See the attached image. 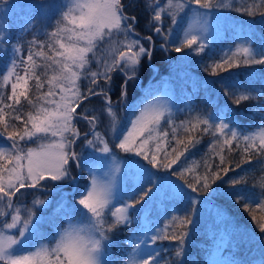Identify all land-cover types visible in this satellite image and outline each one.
Here are the masks:
<instances>
[{
  "label": "rangeland",
  "instance_id": "obj_1",
  "mask_svg": "<svg viewBox=\"0 0 264 264\" xmlns=\"http://www.w3.org/2000/svg\"><path fill=\"white\" fill-rule=\"evenodd\" d=\"M78 2L84 3L85 0H3L2 3L6 5H1L0 7V36L3 37V39L0 40V58L5 54L3 53V49L7 45L13 31H18L21 34H25L29 31H36V34L39 35V37L36 38L40 39V37H46L56 47L53 54L46 55L50 60V69L52 72L48 91L49 88H51L53 95L49 96L47 92L42 96L35 116L41 109H47L48 111L57 110V105L65 102L70 103L72 107L76 108V111L72 113V125L78 132V136L72 137L70 132L65 133V136L75 139V143L71 145V151H74L78 157L76 161H70V181L45 180L41 181V185H43L42 188L47 186L61 187L64 185L66 187V183L69 185V183L73 181L72 178H74L75 169L78 170L79 175L83 174V187L75 181L76 184L73 186L72 190L68 192L60 190L58 194L50 191L41 193L40 190L34 191L33 189L25 188L21 190L24 195L20 196L19 203L16 202V197H13L14 206L20 209L22 219L27 215V209L33 211V221L35 225L34 227L30 225V228L33 230L32 235L29 237V241L24 245H14L13 248L17 250V254L29 255L30 253L36 252L41 245L54 247L55 245L49 246V244L52 242L55 235H58L59 239L60 233L69 226V222L77 226L92 224L95 218L91 216V213H89L87 209L79 205L78 200L83 198V196L87 194V191L91 190L93 180L98 183L111 182L113 185V200L106 205L104 209V220L106 221L104 228L106 231V225H108L107 222L109 219L117 221V217H127L126 220L121 219L119 224L134 226L132 233L134 249L132 257L129 260L130 264V261L134 258H138L139 256L147 257L148 252L158 251V247L155 245L156 242L153 243L150 237L160 230L167 229L165 226L172 223L173 215L179 214L182 203L188 205L190 209H195L196 214H206L211 219H214L216 223H219V220L224 218L225 214L218 209L217 206L208 202H204L200 205L199 203H191L180 191L182 188L183 192L189 193L184 188L182 182L174 180L171 177L172 174L170 170L174 165L170 169H164L161 166L154 168L142 155L137 156L135 151H125L119 148L118 144L123 140L124 136H127L128 131L131 130L133 121L139 118L142 122H147L153 117L155 110H164L165 116L161 119L160 126L156 127V130L151 133L154 138L148 139L149 133L145 132L131 145V147L135 149L142 141L148 139V143L144 150L148 152L149 159L152 154L157 153V145H161L162 147L158 152V158L160 159V156L165 150L167 141V138L163 136L161 125L164 120L168 119L169 115L172 117L175 114L174 111L177 105V95L175 91L178 90L180 92V89L183 90L191 78L186 67L195 59L201 58L205 50H212L216 44L224 40L229 44L225 49V53H235L237 47L241 46L253 47L249 36L244 34L246 26L250 24L232 19L226 13L233 3V0H213L214 4L218 2L225 6L220 8L200 9V12L209 13L205 18L206 30L200 32L198 35V44L201 40L205 41L207 45L206 49L203 52L194 51L198 47L197 44L193 45L192 49L185 47L181 52L177 53L174 51V47L185 38V33L190 30V25H193L196 19L193 9H196L197 5L194 2L187 3L186 0H172L173 3L185 2L184 9L175 17V23H173V17L168 11L161 12V21L157 22L154 19V10L160 11L161 8L167 10L168 0H146L142 1L143 3L139 0H131L128 5V0H121L123 16L128 18L127 23L132 29L131 32L122 33L113 29L112 37L105 35L97 39L93 51L88 53L89 63L86 65V69H91L92 71L96 69L98 72L97 77L104 78L103 73L105 67L111 65L114 59H119L120 52H127L126 44L128 40H136L139 42L134 51H138V47L142 45L146 49H150L152 53H157L160 57L158 63H152L146 56L142 57L137 65L138 71L131 80H127L129 72L124 69V60L119 61V65L115 70L108 72V76L110 77L109 83H112L115 79L118 81L122 80V85L120 87L121 94L122 89L125 87V81L127 80L126 95L122 96L121 100H113L111 98V91H109L110 89L105 90L107 91L108 97L111 99L112 112L115 114L114 128L113 117L108 115L105 99H95L90 102L82 103L86 98L85 95L90 94L88 88L89 85H91V76L86 70H78L80 71V79L76 81L75 86L68 80L52 79V77L57 76L60 71L59 66L54 63V61L63 62V57L57 56L55 53L63 51V49H60L59 43L51 36V33L57 32L59 24L60 28L71 30H64L59 33L60 42L66 45L77 43L75 37H73L72 40H69L68 37L74 32H79L80 29L76 28L74 24L69 23L68 20H64V16L65 14H69L70 20L78 18L80 11L75 7ZM87 2H94V0H87ZM136 4L140 6V11L138 9L136 10ZM39 5H43V7H39ZM70 8L73 9L71 13H69ZM137 12L140 14H136ZM145 14L149 15V20L154 21V25L162 27V32L167 33L169 29H171L172 35L165 40L164 36L154 31V28L151 34H154L153 37L144 35L143 32H146L147 29L142 26L148 21L144 16ZM133 15L135 20L131 19ZM124 24L125 21L122 20V28ZM137 26L141 34L137 31ZM149 30H151L150 27ZM105 32H107V29H105ZM148 37L155 40L154 45ZM245 37L248 38V45L245 44ZM52 43H50V45H52ZM79 43L83 45V41H79ZM145 63L151 64L152 66L151 71H146L147 74L143 76V74L141 75V71L145 69ZM192 79V84L199 87V78L197 76H192ZM61 85L65 89L64 92H61ZM77 89L80 93L79 98L74 96ZM99 91L101 92L102 90ZM141 93L146 96L143 100V105L140 106L139 114L132 119L131 124L128 126V130L122 132L123 127H126V118L129 114L130 106ZM61 97H65L66 99L62 101ZM40 115L42 116L43 113L40 112ZM85 115H87L89 119L93 116L96 117L95 125L90 124L89 119H84L83 117ZM83 120L87 121L85 131H81L80 128L81 121L83 123ZM212 120L217 124L222 121L228 122L230 127V119L224 115L213 114ZM149 127L154 126L150 124ZM29 130H32L31 123ZM118 133L119 137L117 138ZM79 138H81V140ZM58 140L59 137H52L50 134L45 133H37L31 138L26 136L23 141H20L19 138L17 139L19 147L25 149V151L28 148L39 150L41 145L56 143ZM89 140L94 141L91 146L88 144ZM105 143L109 147L108 152L103 151ZM0 146L11 148L12 141L8 139V134H0ZM21 163L26 164L27 162L25 160ZM5 164L9 169L13 167V164L7 163L6 156L0 158V165ZM189 169H191L190 166ZM146 170L147 173L151 174L150 179L146 174ZM164 174L166 175L162 176ZM3 175L5 180H7V170L3 172ZM83 188L84 192L79 196H75L77 192H82ZM150 188L153 189V191L145 196L144 194L148 192ZM30 190H33L31 192H34V194L26 193ZM129 193H136L139 196H144V199L140 204H136L135 207L127 208V205L134 203V200L128 198ZM6 199L7 198H5V200ZM37 199L44 200L45 204L35 205L33 202ZM116 208H127V211L112 216L111 213L114 212ZM0 212L4 213V215L1 216L4 218L0 221L6 220L8 223L11 222V215L15 214L14 209L7 207L6 204H0ZM2 230L5 234H17V229L9 230L3 228ZM136 244H139L140 247L136 248ZM109 246V239H104L102 241V253L100 255L102 264L108 257ZM219 254L220 251L218 250L215 258L217 264L220 262ZM147 258L149 259V264H152V258ZM157 259L159 260V257ZM216 261H214L215 264Z\"/></svg>",
  "mask_w": 264,
  "mask_h": 264
},
{
  "label": "snow or ice",
  "instance_id": "obj_2",
  "mask_svg": "<svg viewBox=\"0 0 264 264\" xmlns=\"http://www.w3.org/2000/svg\"><path fill=\"white\" fill-rule=\"evenodd\" d=\"M187 3H195L197 5L196 9H193L195 13V22L190 25V30L185 33V38L179 42L177 46L174 47V51L177 53L181 52L183 48L192 49L193 45L198 44V35L200 32L206 30L205 18L209 15L208 12H200V9H211L213 7L220 8L224 7L220 3H213V0H186ZM43 7V5H39ZM75 7L79 9L80 15L78 18L69 19V14H65L64 20H68L69 23L75 25L76 28L80 29L79 32H74L68 37L72 40L75 37L77 43L64 44L60 42L59 33L61 31L70 29H62L57 27V32L51 33V36L59 43L60 49L63 51L56 52L57 56L63 57V62L54 61L59 66V74L53 76V80H68L73 86L78 79H80V71L86 70L91 76L90 84H97V71H92L91 69H86L88 65V53L93 51L96 46L95 41L103 36L107 35L109 37L113 36V29L118 32L130 33L131 27L128 25V18L123 16L121 0H94V2L76 3ZM185 7V2L173 3L172 0H168V9L165 10L161 8L160 11L154 10V19L159 22L162 20L161 12L168 11L173 17V23H175V17L182 11ZM236 11H241L240 8H236ZM73 11L72 8L69 9V13ZM243 11L248 15H253V12L248 8H244ZM264 15V13H261ZM135 20V17L131 18ZM125 21L124 27H121V22ZM154 31L157 34L164 36L167 40L172 35V30L169 29L167 33L162 32L161 26L152 25ZM107 29V32H105ZM3 37L0 36V40ZM151 41V37H148ZM245 44L248 45V38L245 37ZM83 41V45L79 43ZM32 41L31 44H35ZM138 41L128 40L126 44L127 52H120L119 59H114L111 65L105 67L103 76L106 81H110L108 72L115 70L120 60H124V69L129 72L127 75V80H131L136 75L138 68L137 65L140 59L146 56L151 60L152 51L146 49L144 46L140 45L138 51L134 49L138 46ZM206 42L201 40L198 47L194 51L203 52L206 49ZM43 47V45H41ZM51 47V46H50ZM13 51L16 54L21 52V49L17 46H13ZM37 55L43 56L44 53L40 52ZM187 55V54H186ZM240 55L243 57L242 60H237L235 57ZM24 64H29V62L34 65L33 55L31 48L29 49V54L27 55V60L22 61ZM245 65H264V48L256 49L251 46H241L237 47L235 53L224 54L219 61H213L211 65H205V71L211 68V75H218L217 69L228 71L233 66L239 67L240 64ZM17 68L16 60L11 62V68L8 69L7 74L3 75L2 79L7 83L13 75L16 76L15 82L11 84V96L8 99H14L16 103H19L20 96L25 95L24 89L27 88L28 80L20 76L19 73L15 72ZM26 73L30 71V68L25 69ZM34 75V73H33ZM222 78L219 82L226 88L229 86L224 84ZM122 89V96L126 95V84ZM21 81L23 83L21 84ZM37 83L39 84V77H37ZM21 88L19 95H17V88ZM65 89L61 85V92ZM88 92L92 95L103 94L106 101V108L108 115L113 117V127L115 128V114L112 112L111 99L107 95V91L102 90V93L94 92L92 88H88ZM227 95L234 98V102L239 104L241 101H246L250 97L247 94L235 95L231 91L226 92ZM47 95H53L52 89L49 88ZM261 95H264L262 93ZM74 96L79 98V90L74 93ZM66 98L61 97L64 101ZM5 107H11V105H5ZM76 111L75 107H72L70 103H62L57 105V110L48 111L47 109H41L35 117L31 114L28 116V122L31 123V129L28 130L25 127L23 134L19 132H12L8 135V139L12 141L11 148H6L0 146V158L7 157V163L13 164L12 168H7V165H0V204H6L7 207L13 208L15 214L11 215V222L8 223L6 220L0 221V264H96V254L98 249L102 245V241L106 239V231L104 228V209L113 200V185L111 182L98 183L93 180L92 188L87 191V194L83 198L78 200L79 205H82L84 209H87L91 216L94 217V222L90 225L77 226L69 222V226L60 233L59 239L56 240L54 247H48L46 245H41V247L29 255L17 254V250L13 248L14 245L20 246L26 244L29 241V237L32 235V228L34 221V213L31 209H27V215L22 219V214L18 207L14 206L13 197H16V202L19 203L20 196L24 193L22 189H37L42 188L41 181L53 180V181H70L71 177V166L70 161H76L78 159L77 154L71 151V145L75 143V139L65 136V133H71L72 137H77L78 132L72 125V113ZM165 116L164 110H155L153 117L147 122H142L141 119H137L132 122V128L128 131L127 136H124L118 144V147L125 151H135L137 156H143L145 160H148L152 167L161 166L164 169H170L173 165H176L184 153L187 151L188 146L193 143V138L188 137L187 143L184 139H176V147L171 149V153H164V160L161 161L158 158V152L161 149V145H157V153L151 155L149 159V154L145 151V146L148 143V139H153L151 135L152 132L156 130V127L160 126L161 119ZM17 120L20 119L19 116L15 117ZM84 119H89L87 115L83 117ZM96 117H91L89 123L95 125ZM4 122V109L0 108V123ZM169 124L172 123L171 115L168 116ZM154 127H149V125ZM200 125H204L202 131L204 133H211L213 137L219 136L216 143L220 146V152L224 150V146L227 145L229 151H231V146L233 140L239 142L238 132L229 127V123L222 121L220 123H215L209 119L196 118L193 123L191 120L182 123L179 126H172V135L175 138L176 133L179 128H182L184 132L189 133L199 129ZM9 125H5V131L7 132ZM145 132L149 133L148 139L142 141V143L133 149L131 145L135 140L142 136ZM37 133L50 134L52 137H59L58 142L49 143L47 145H41L39 150L28 148L26 151L20 148L18 145L17 137L20 141H23L25 137H33ZM163 136L166 138L168 132L164 131ZM119 133L117 134V138ZM244 141L246 142V147L244 152H248L253 148H258L261 152H264V131H261L253 136H244ZM94 141L89 140L88 144L91 146ZM180 145H184L183 150H180ZM238 146V145H237ZM215 147V145H214ZM104 152L109 151L108 145L105 143L103 148ZM174 154V155H173ZM26 160V164L21 163ZM14 162V163H13ZM220 163H225V156L220 155ZM7 170L8 178L5 180L3 172ZM229 169L228 167L219 168L216 171H211L205 173L203 176H196L193 182L185 181L188 188L191 189L192 193H199L201 188L203 190H208L212 187L217 180H222L221 172L227 175ZM149 179L151 174L147 173ZM180 177L183 178L184 173L181 171L179 173ZM27 182V183H26ZM241 179H233L230 181H225V183H230L232 186L241 183ZM264 187V183L261 184ZM153 189H149L144 195H148ZM182 194L189 199L193 204H203V201H199L196 197H192L189 193L183 192ZM19 194V195H18ZM229 196L235 199L237 204H244V210L249 211L250 206L253 203H257L261 208H264V201L257 200L253 197L244 195L240 192H230ZM264 196V193L261 194ZM5 198H7L5 200ZM129 199L134 200V203L127 205V208L135 207L136 204H140L144 199V196H139L136 193H129ZM35 205L45 204L44 200L37 199L33 202ZM127 208L121 209L116 208L112 212V216H116L117 213H124ZM194 209H190L187 214L182 218L178 215L172 216V223L166 225L165 228H172L171 232L160 230L158 233H154L150 239L153 243L157 240H173L176 241V248L174 249L176 261L172 264H184L183 260L180 259L184 255V245L186 237L188 236L187 226L192 223L190 215ZM4 213L0 212V216ZM121 219H127V217H117V222ZM255 220V216H253ZM115 225H109L107 231H111L112 227ZM7 229H17V234H5L2 230ZM260 231L264 232V224L260 225ZM140 245L136 244V248ZM147 257L152 258V264H159V252H148ZM146 256H139L130 261V264H149V259Z\"/></svg>",
  "mask_w": 264,
  "mask_h": 264
},
{
  "label": "trees",
  "instance_id": "obj_3",
  "mask_svg": "<svg viewBox=\"0 0 264 264\" xmlns=\"http://www.w3.org/2000/svg\"><path fill=\"white\" fill-rule=\"evenodd\" d=\"M139 1L143 3L142 1L146 0ZM2 2L3 0H0V7L6 5ZM130 2L131 0H128L127 5ZM139 8L140 6H137L136 10H139ZM236 8H240L241 11H236ZM244 8L251 10L253 15L246 14L243 11ZM226 13L232 19L249 23L250 25L246 26L244 34L249 36L251 45L254 48H264V15L261 14L264 13V0H233ZM136 14L139 15L140 13L137 12ZM144 16L148 21L142 26L147 29L143 33L153 37L154 34H151L154 21L149 20V15L145 14ZM149 27L151 30H149ZM138 28L137 26V31L141 34ZM36 37H39L36 31H29L25 34L13 31L3 49L5 54L0 58V108L4 109V122L0 123L1 135H9L12 132L23 134L25 127L29 130L28 116L30 114L33 117L35 116L40 99L48 92L52 72L50 60L46 55L53 54L56 47L46 37H40V39ZM32 41L36 43L31 44ZM13 46L19 47L21 53H14ZM228 46L229 44L224 40L216 44L212 50H205L201 58L195 59L186 67L191 78L183 90L180 89V92L175 91L177 105L174 111L175 114L172 116V123L169 124L167 119L161 125L163 132H168L165 150L160 156L161 161L164 160L165 152L171 153V149L176 147V139H184L187 143L189 136L193 138V143L188 146L184 156L171 168V177L174 180L181 181L190 195L196 197L199 201L217 206L225 214V217L221 218L219 223H216L214 219L206 214H196L195 209L192 211L190 215L192 223L187 226L189 234L185 240L184 255L180 258L184 264H215L218 250L220 251V262L218 264H264V232L260 231V225L264 224V208H261L257 203H253L249 211H245L243 203L237 204L235 199L228 195L230 192H240L264 201V196L261 195L264 193V187H261V184L264 183V152H261L258 148L244 152L246 142L243 139L244 136H253L264 131V95H261L264 93V65H245L241 63L239 67L233 66L228 71L217 69L218 75L215 76L210 74V67L208 71H205V65H211L213 61H219L226 54L225 49ZM30 48L34 65L31 62L29 64L22 62L27 60ZM40 52H43L44 55H37ZM159 57L157 53H152L151 62L158 63ZM235 58L237 60L243 59L240 55ZM14 59L17 63L15 72L28 80L27 88L24 89L25 95L20 96L19 103H16L14 99H8L12 94L11 84L15 82L16 76L13 75L7 83L2 79L3 75H6L8 69L11 68V62ZM151 66L145 63V69H142L141 75L145 76L146 71L150 72ZM26 68H30L27 73ZM192 76L199 78V87L192 84ZM37 77H39V84L37 83ZM222 78H226L224 84L228 85V88L219 82ZM22 83L23 81H21ZM121 85L122 80L115 79L112 83H109L104 78L97 77V84H91L89 88L92 87L93 91L97 93H102L99 90L110 89L111 98L121 100ZM21 90V88H17V95ZM227 91H231L235 95L247 94L250 98L237 104L234 102L233 97L226 94ZM145 96L143 93L139 94L138 98L131 104L126 118V127H123L122 132L128 130L132 119L139 114ZM85 97L87 99L85 102L105 99L103 94L94 96L88 94ZM5 105H11V107H5ZM213 114L224 115L229 118L230 128L238 132L239 142L233 140L231 151L225 145L221 153L220 146L216 143L219 136L213 137L211 133H204L202 131L204 125H200L198 130L189 133L179 128L176 137H173L171 130L173 125L179 126L189 120L194 123L196 118L209 119L214 122L212 120ZM16 116H19L20 119L17 120ZM83 123L81 121V131H85L87 121L83 120ZM5 125H9L7 132L5 131ZM79 139L81 140V138ZM183 147L184 145H180V150H183ZM220 155L225 156L224 164L220 163ZM189 166L191 169H189ZM218 166L219 168L228 167L229 171L227 175L221 172L223 179L217 180L210 189L205 191L201 188L199 193H192L191 189L185 184V181L193 182L196 176H203L209 170L216 171ZM181 171L184 173L183 178L179 175ZM82 177L83 174L79 175L78 170L75 169L73 181L69 185L66 183L67 186L63 190L65 192L72 190L76 182L83 187ZM237 178H240L242 182L235 186L225 183V181ZM33 190H40L41 193L50 191L58 194L61 189L47 186ZM33 190L26 193L34 194V192H31ZM83 192L84 188L82 192H77L75 196H79ZM189 210L188 205L182 203L178 216L182 218ZM253 216H255V220H253ZM3 218L0 216V220ZM107 224L106 232L110 246L108 257L103 264H129L134 249L132 241L134 226L121 225L111 219ZM110 224L115 226L112 227L111 231H107ZM172 230V228L164 229L168 232ZM57 239L58 235H55L49 246H54ZM176 244L177 242L171 239L156 241L155 245L158 247L160 264H172L173 261L177 260L174 252Z\"/></svg>",
  "mask_w": 264,
  "mask_h": 264
},
{
  "label": "clouds",
  "instance_id": "obj_4",
  "mask_svg": "<svg viewBox=\"0 0 264 264\" xmlns=\"http://www.w3.org/2000/svg\"><path fill=\"white\" fill-rule=\"evenodd\" d=\"M101 253H102V245H101V247L98 249L97 254H96V264H102V261H101V259H100V255H101Z\"/></svg>",
  "mask_w": 264,
  "mask_h": 264
},
{
  "label": "flooded vegetation",
  "instance_id": "obj_5",
  "mask_svg": "<svg viewBox=\"0 0 264 264\" xmlns=\"http://www.w3.org/2000/svg\"><path fill=\"white\" fill-rule=\"evenodd\" d=\"M151 41H152V44L154 45L155 44V40L151 39Z\"/></svg>",
  "mask_w": 264,
  "mask_h": 264
},
{
  "label": "water",
  "instance_id": "obj_6",
  "mask_svg": "<svg viewBox=\"0 0 264 264\" xmlns=\"http://www.w3.org/2000/svg\"><path fill=\"white\" fill-rule=\"evenodd\" d=\"M61 188H64V187H61Z\"/></svg>",
  "mask_w": 264,
  "mask_h": 264
}]
</instances>
